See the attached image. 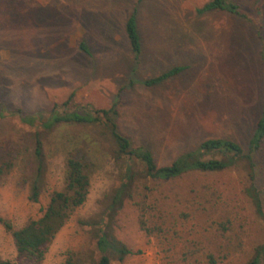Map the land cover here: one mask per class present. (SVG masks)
Instances as JSON below:
<instances>
[{"label":"rangeland","instance_id":"374dc122","mask_svg":"<svg viewBox=\"0 0 264 264\" xmlns=\"http://www.w3.org/2000/svg\"><path fill=\"white\" fill-rule=\"evenodd\" d=\"M210 1L0 0V166L13 165L0 176V217L16 228L39 219L52 192L63 187L69 154H87L93 161L89 198L57 235L43 264H65L69 250L93 247L81 221L104 211L102 201L117 171L104 127L55 128L44 133V192L38 203L30 201V134L38 129L21 123L20 115L48 117L54 105L71 97L68 111L115 109L119 131L150 150L160 166L209 138L233 140L249 153L264 101V0H228L250 19L227 12L199 14ZM134 11L142 40L139 60L124 30ZM82 42L89 54L81 51ZM175 67L185 69L158 85H144ZM253 158L264 207V138ZM246 167L193 173L161 187L185 195L209 186L220 195V212L237 228V248L232 246L233 256L223 264H246L264 244V222L245 191ZM139 215L130 201L116 214L113 233L132 254L111 264H174L170 236L167 241L147 236ZM185 225L184 233L196 231L206 248L215 250L221 243L209 236L201 218ZM17 257L11 234L0 224V259L17 264Z\"/></svg>","mask_w":264,"mask_h":264},{"label":"trees","instance_id":"16d2710c","mask_svg":"<svg viewBox=\"0 0 264 264\" xmlns=\"http://www.w3.org/2000/svg\"><path fill=\"white\" fill-rule=\"evenodd\" d=\"M197 11L199 14L227 12L246 19L251 18L239 5L228 0H211ZM124 30L132 53L139 60L142 40L137 24V11L128 17ZM80 49L86 54L90 53L85 42L80 44ZM184 69L172 68L156 78L144 81V85H158ZM71 99L72 97L63 105H54L48 117L43 113L20 115L21 123L38 129L30 134L33 148L29 154L30 169L26 179L30 188L29 200L34 203L39 202L46 185L44 133L64 126L104 127L107 130L109 150L117 171L116 181L102 201L104 211L98 218L81 221V225L89 228L93 247L87 251L69 250L65 264H111L113 260L122 262L132 254L113 233L115 216L125 201L132 202L137 208L140 228L147 236L163 238V241H167L170 236L173 248L168 251L174 253L169 255L174 264H223L229 260L233 256L234 248H237L233 243L237 228L230 215L220 212V195L209 186L185 191V195L161 189L163 185H169L193 173L210 175L228 171L240 164L246 165L248 175L245 191L264 222V207L255 184L253 158V153L264 138V101L262 115L250 141L248 154L233 140L209 138L170 165L160 166L150 150L135 146L119 131L115 121V109L72 112L67 110ZM92 166L93 161L87 154L70 153L65 162L63 187L52 192L49 204L39 219H31L23 227L16 228L12 221L0 217V224L14 240L18 254L17 264H43L57 235L70 222L75 212L87 202L91 190ZM12 167V164L4 163L0 166V176L9 172ZM198 218L203 220L209 236L220 240L221 243L215 250L206 248L202 239H197L196 231H191L188 235L184 233L185 224ZM0 264L13 263L0 259ZM246 264H264V244L253 251Z\"/></svg>","mask_w":264,"mask_h":264}]
</instances>
